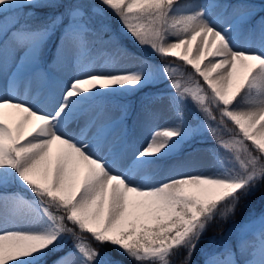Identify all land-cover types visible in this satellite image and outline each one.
<instances>
[{
    "label": "snow or ice",
    "instance_id": "6c2138e0",
    "mask_svg": "<svg viewBox=\"0 0 264 264\" xmlns=\"http://www.w3.org/2000/svg\"><path fill=\"white\" fill-rule=\"evenodd\" d=\"M0 264H264V0H0Z\"/></svg>",
    "mask_w": 264,
    "mask_h": 264
},
{
    "label": "rangeland",
    "instance_id": "374dc122",
    "mask_svg": "<svg viewBox=\"0 0 264 264\" xmlns=\"http://www.w3.org/2000/svg\"><path fill=\"white\" fill-rule=\"evenodd\" d=\"M226 3H230V4H238V3H242L244 2V0H225ZM257 3H259V0H256ZM113 25H118L117 23L112 22ZM190 70V69H189ZM153 91H155V89H153ZM141 94L137 95V100L134 101L131 98H125L123 100L115 97L113 99V111H115L116 107L121 104V103H125V102H130L135 108L138 109L139 107V96ZM162 103H166V100L162 101ZM115 134H119V130H116ZM133 139H139V134H137L136 137H134ZM213 141L211 140L210 137L202 136V137H197L193 142H191L188 146H187V153H190L192 156V159L194 161H197L198 163H205L207 160V153H206V149H210L211 147H213ZM186 153V154H187ZM190 170V169H189ZM259 196V193H257V198ZM257 198H253V204L250 205V207H254L257 211H259V200ZM234 220H239L240 219V214H238L237 218H233ZM231 223V221L229 222V224ZM229 227V225L227 224V226L224 229H227ZM221 235V230L215 232L214 234H210L208 236H219Z\"/></svg>",
    "mask_w": 264,
    "mask_h": 264
},
{
    "label": "trees",
    "instance_id": "16d2710c",
    "mask_svg": "<svg viewBox=\"0 0 264 264\" xmlns=\"http://www.w3.org/2000/svg\"><path fill=\"white\" fill-rule=\"evenodd\" d=\"M111 22L117 23V21H116V19L114 17H112ZM137 95H138V93L137 94H134V95H130L128 97H131L133 99H136L137 98ZM117 98L123 99L124 97L117 96ZM238 214H240L239 211L237 213V216L234 217V218H237L238 217ZM226 226H227V224L222 225V226L213 225V227L209 229V231L207 233V236L210 235V234H214L215 232L221 230L222 228L224 229ZM68 247H71V242H69ZM53 258H55V257H50V259H53Z\"/></svg>",
    "mask_w": 264,
    "mask_h": 264
}]
</instances>
